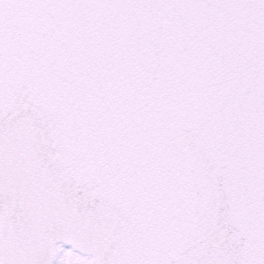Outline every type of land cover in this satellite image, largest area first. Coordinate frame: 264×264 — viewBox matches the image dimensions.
<instances>
[{"label":"snow or ice","instance_id":"obj_1","mask_svg":"<svg viewBox=\"0 0 264 264\" xmlns=\"http://www.w3.org/2000/svg\"><path fill=\"white\" fill-rule=\"evenodd\" d=\"M0 264H264V0H0Z\"/></svg>","mask_w":264,"mask_h":264}]
</instances>
